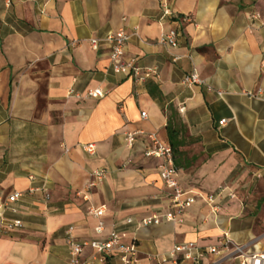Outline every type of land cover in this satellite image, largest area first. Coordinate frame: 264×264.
I'll use <instances>...</instances> for the list:
<instances>
[{
    "label": "crops",
    "instance_id": "obj_1",
    "mask_svg": "<svg viewBox=\"0 0 264 264\" xmlns=\"http://www.w3.org/2000/svg\"><path fill=\"white\" fill-rule=\"evenodd\" d=\"M170 29L179 33L177 49L159 43ZM120 30L129 37L125 59L159 77L116 74L109 48L90 47ZM194 70L205 85L183 86ZM95 90L103 97L89 98ZM172 110L190 161L178 180L199 196L183 223L141 228L143 219L174 212L161 161L145 156L152 137L169 145ZM100 170L106 178L90 187ZM250 174L264 181V0H0V206H8L0 210V264H70L71 227L80 241L116 231L122 244L137 246L135 264H174L175 246L208 250L224 234L263 254L264 213L249 214L235 193L252 183ZM221 187L214 213L206 199ZM15 192L22 198L9 205ZM3 220L23 227L9 230ZM99 258L91 248L82 255L88 264ZM179 260L240 264L224 253ZM104 264L122 262L114 255Z\"/></svg>",
    "mask_w": 264,
    "mask_h": 264
},
{
    "label": "built area",
    "instance_id": "obj_2",
    "mask_svg": "<svg viewBox=\"0 0 264 264\" xmlns=\"http://www.w3.org/2000/svg\"><path fill=\"white\" fill-rule=\"evenodd\" d=\"M165 7V14L167 16L171 15V11ZM129 41V37L124 32L120 30L118 32L112 33L104 39H90V47L97 51L102 45H106L110 50V61L112 64V70L116 74L120 75H130L136 81L142 82L150 80L153 78L159 77V72L156 68L147 67L143 68L137 65L134 60L125 59V46ZM162 46L169 49H177L179 46V33L175 29H170L165 33L159 42ZM205 81L200 78V75L194 70L190 75H187L182 80V85L185 87H193L197 85H205ZM209 92H214L219 98H224L226 95L224 92L216 91L212 87H208ZM73 93V92H72ZM249 97H254L253 94L247 93ZM89 98H101L103 97V92L101 90L90 91L88 93ZM142 118L146 119L147 114L142 113ZM226 123V120H222L219 125L223 126ZM126 144L128 147H133L136 142V134L129 133L125 135ZM151 146L146 150V158H153L161 161L159 166L160 178L167 187L171 190V202L174 209L173 213L168 214L161 218L158 215H155L150 218H146L138 222V226L141 228H146L149 226L159 224L163 219L169 222H178L183 223V214L184 212L192 207L197 202L199 194L192 191H187L182 188L178 180V169L174 164V157L172 149L169 145H166L155 137H152ZM83 150L89 156L96 155V146L87 145L82 146ZM106 171L100 170L92 173V178L94 182L90 184V187H95L96 184L101 183L106 178ZM38 191V190H33ZM46 193V191L42 190ZM225 188H219L218 192L215 195H210L207 197L206 202L212 207L214 213L217 212L218 207L215 206L217 200L223 197L225 193ZM22 198V194L19 192L13 193L8 198V204H14ZM47 198L49 196L47 195ZM8 206L1 205L0 210H5ZM91 213L97 217L101 218L104 214L103 210H91ZM3 217V211L0 212V218ZM4 221V220H3ZM5 223L7 229H20L23 227L21 221L14 222H3ZM128 225L134 223L133 219H128L126 222ZM103 230V224H100L98 231ZM67 244L70 247V264H88L82 259L85 248H91L100 256L98 262L104 264L107 262V259L116 255L120 258L122 264H135L138 256L137 246L133 243L131 245L122 244L121 241L123 236L113 231L109 238L103 241H80L74 236V228H69L67 232ZM219 253H224L229 256L235 257L240 260V264H264V253L263 254H250L247 250V246L236 245L233 241L230 240L228 234H224L223 238L220 240L217 247L209 248L204 250L199 248L194 244H184L175 246L172 252L169 255L170 260L174 264H177L182 258V261H190L194 263H199L206 254L218 255ZM98 262H90L89 264H97Z\"/></svg>",
    "mask_w": 264,
    "mask_h": 264
},
{
    "label": "trees",
    "instance_id": "obj_3",
    "mask_svg": "<svg viewBox=\"0 0 264 264\" xmlns=\"http://www.w3.org/2000/svg\"><path fill=\"white\" fill-rule=\"evenodd\" d=\"M167 137L169 145L172 149L174 164L177 169H187L190 161L187 157V144L185 140V127L181 122L177 121L176 113L172 110V114L168 117Z\"/></svg>",
    "mask_w": 264,
    "mask_h": 264
},
{
    "label": "rangeland",
    "instance_id": "obj_4",
    "mask_svg": "<svg viewBox=\"0 0 264 264\" xmlns=\"http://www.w3.org/2000/svg\"><path fill=\"white\" fill-rule=\"evenodd\" d=\"M249 177L252 183L236 187L235 193L249 214L255 216L257 211L264 213V181L251 174Z\"/></svg>",
    "mask_w": 264,
    "mask_h": 264
}]
</instances>
